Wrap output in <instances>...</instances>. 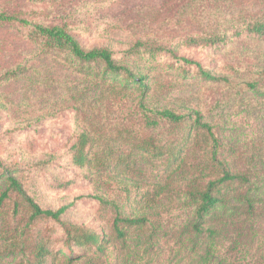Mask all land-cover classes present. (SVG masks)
I'll return each instance as SVG.
<instances>
[{"label": "trees", "instance_id": "16d2710c", "mask_svg": "<svg viewBox=\"0 0 264 264\" xmlns=\"http://www.w3.org/2000/svg\"><path fill=\"white\" fill-rule=\"evenodd\" d=\"M29 1L35 5L30 10L0 11V23L10 24L28 41L36 57L62 61L94 94L87 106L83 89L79 97L73 96L75 124L65 146L73 173L55 163L59 157L54 153L26 163L21 176L0 161V259L10 258L8 264H96L110 246L128 249L130 244L134 252L129 254H138L146 240L156 242L158 232H165L157 214L173 202L176 192L182 193L179 205L191 210L170 230L177 252L190 257L204 250L207 257L224 243L229 252L253 247L256 238L264 244V163H255L259 153L247 157L251 163H238L242 154L215 134L200 110L158 102L153 109L148 106L152 96L165 91L161 73L155 72L163 66L172 75L170 82L178 79L170 70L178 76L192 72L205 81L226 80L180 55V46H214L246 36L264 41V17L242 16L239 24H216L211 31L181 37L175 45L138 39L115 54L108 42L86 47L72 33V23L51 19L52 9L43 5L54 0ZM27 61L1 73L0 82L28 73ZM246 86L261 94L264 75ZM135 95L143 125L118 123L103 129L86 120L91 105L94 111L104 99ZM160 125L168 133L160 135ZM108 129L110 135L104 132ZM153 171L144 201L129 214L114 206L107 231L75 222L69 204L45 207L38 199L41 191L60 190L81 178L127 191L139 188L140 180ZM260 258L257 264H264V255Z\"/></svg>", "mask_w": 264, "mask_h": 264}, {"label": "rangeland", "instance_id": "374dc122", "mask_svg": "<svg viewBox=\"0 0 264 264\" xmlns=\"http://www.w3.org/2000/svg\"><path fill=\"white\" fill-rule=\"evenodd\" d=\"M33 6L29 0H0V11L4 12L26 11ZM43 6L52 9L51 19H67L72 23V33L83 45L91 47L108 42L115 54L138 39L175 45L181 37L211 31L216 24H239L242 16L264 17V0H54ZM34 52L33 46L10 24L0 23V74L24 59H28L27 65L31 67L20 77L0 82V161L21 176L26 174L21 170L26 163L41 154L54 153L59 157L55 163L73 173L65 155L66 142L75 124L73 99L83 89L87 106L94 92L87 91L82 77L62 61L52 56L36 57ZM178 53L226 80L205 81L192 72L178 76L170 70L178 78L170 82L167 78L172 75L163 66L155 72L161 73L165 91L157 98L151 97L149 108L153 109L158 102L159 106L198 109L215 134L242 154L236 160L238 163H251L247 157L257 153L255 163H264V88L260 94L246 86L264 75V41L246 36L214 46H180ZM91 109L86 120L103 125V129L118 123L143 125L136 95L115 101L104 99L96 104V110L93 111L94 105ZM163 126L157 127L160 135L168 133ZM104 132L111 133L109 129ZM155 174L153 171L152 175H146V180H140L139 188L127 191L116 184L98 187L81 178L60 190L41 191L38 199L45 207L69 204L68 212L75 222L107 231L114 206L123 214L137 210L144 201L143 191L148 189ZM180 199L182 193L176 192L173 202L164 204L157 214L165 232H158L156 242L146 240L134 255L129 254L134 252V244L128 249L110 246L96 264L261 262L264 244L258 238L253 247L237 252H229L226 243L218 245L207 257L204 250L190 257L177 252L170 230L177 229L191 213L189 208L179 205ZM9 262L10 258L0 259V264Z\"/></svg>", "mask_w": 264, "mask_h": 264}]
</instances>
